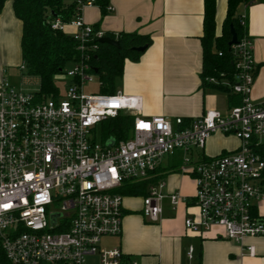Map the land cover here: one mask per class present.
I'll use <instances>...</instances> for the list:
<instances>
[{"label": "built area", "instance_id": "1", "mask_svg": "<svg viewBox=\"0 0 264 264\" xmlns=\"http://www.w3.org/2000/svg\"><path fill=\"white\" fill-rule=\"evenodd\" d=\"M74 4L68 23L50 22L55 31L72 29L79 53L63 73L65 90L39 99L38 91L0 82V264H138L118 248L101 247L104 238L121 234L124 197L118 191L149 180L176 152L183 155L179 173L195 184L197 215L184 220L186 231L205 235L219 228L241 246L246 237H264V218L253 214L264 201V96H250L256 64L247 33L230 47L234 81L223 75L205 80L226 87L239 103L225 113L205 111L185 125L181 118L143 117L139 97L84 93L96 81L89 60L105 33L81 17L94 0ZM120 115L132 118L128 138L109 147L101 124ZM216 134L234 137L238 148L199 158L195 152ZM163 190L161 181L147 189L141 213L148 223L160 220L165 199L173 208L182 201L179 193ZM245 250L255 256L253 247ZM193 253L189 247L186 258Z\"/></svg>", "mask_w": 264, "mask_h": 264}, {"label": "crops", "instance_id": "2", "mask_svg": "<svg viewBox=\"0 0 264 264\" xmlns=\"http://www.w3.org/2000/svg\"><path fill=\"white\" fill-rule=\"evenodd\" d=\"M108 5L112 10L104 16L96 6L84 8V23L97 26L103 33L137 34L151 39L137 62L125 61L117 83L125 95L139 97L143 117L190 121L205 111L225 113L232 106L226 94L201 87L203 0H109ZM226 9L227 0H215L217 35ZM238 14L245 16L256 64L250 96L259 101L264 96V0H255L248 7L241 5ZM21 30L9 0L0 13V82L5 79L4 67L21 65ZM238 145L234 137L216 134L206 142L208 151L204 148L195 154L199 158L214 157L233 152ZM182 156L176 152L163 159L151 177L160 176L163 193H179L182 201L177 207L165 199L160 220L148 223L141 213L142 204L134 207L130 201L134 197H124L121 234L106 238L107 243L101 242V247L118 248L125 258L138 264H264V237H246L241 246L224 239L219 228L205 235L186 231L184 220L195 218L197 209L193 202L194 181L178 171ZM254 213L260 216L258 207ZM248 246L253 247L254 257L247 255ZM189 247L194 251L192 260L186 258Z\"/></svg>", "mask_w": 264, "mask_h": 264}, {"label": "trees", "instance_id": "3", "mask_svg": "<svg viewBox=\"0 0 264 264\" xmlns=\"http://www.w3.org/2000/svg\"><path fill=\"white\" fill-rule=\"evenodd\" d=\"M9 0H0V13ZM14 17L21 22L20 53L24 73L39 81L38 98L54 96L59 93L55 78L61 76L67 65L79 59L76 43L67 32L55 31L50 28V22L59 19L68 23L74 16L75 4H67L66 0H10ZM204 1L203 35L200 39L202 50L201 87L203 90H214L226 94L229 103L235 106L239 103L237 96L230 93L226 87L207 83L206 78H223L234 81L233 56L228 46L231 40L230 27L233 28L237 40L246 33V25L240 24L238 9L253 4L251 0H227L226 15L221 25L220 34H216L215 0ZM109 0H94L102 16L109 13ZM246 24V22H245ZM97 30V26H93ZM105 37L116 40L119 48L106 44H98L95 53L90 57L91 72L98 85V93L112 95L123 74L125 61L137 62L142 53L133 49L151 44L148 36L137 34H109ZM220 54V55H219ZM96 71V72H94ZM185 125L189 121H183ZM132 118L120 115L104 121L101 124L103 139H113L115 142L128 138ZM264 159V149L259 151ZM157 171V170H156ZM154 172V174L156 173ZM159 175L147 181L127 183L118 192L123 197H141L147 195L150 185L158 183ZM253 214L255 215L254 211Z\"/></svg>", "mask_w": 264, "mask_h": 264}, {"label": "rangeland", "instance_id": "4", "mask_svg": "<svg viewBox=\"0 0 264 264\" xmlns=\"http://www.w3.org/2000/svg\"><path fill=\"white\" fill-rule=\"evenodd\" d=\"M70 68V65H67L65 70ZM4 77L5 79L14 86H21L27 92H37L39 90V81L37 78L27 76L23 71L19 70L17 67H4ZM68 79H66L65 75L62 74L59 77L55 78V85L60 89V92H63L67 86ZM116 90L120 91L119 87L116 86ZM98 85L94 80L92 83H88L84 87V93L86 95L97 94ZM121 94H124L120 91ZM125 95V94H124ZM101 130L97 129L95 132L97 141H101ZM208 151L207 147L205 148ZM166 158V157H165ZM164 158V159H165ZM140 198V199H137ZM143 199L141 197H134L131 201L132 206L139 207V204H142ZM258 207V211L261 217L264 218V201L258 202L256 204ZM57 208V206L55 207ZM107 243V239L104 238L102 240V245Z\"/></svg>", "mask_w": 264, "mask_h": 264}, {"label": "water", "instance_id": "5", "mask_svg": "<svg viewBox=\"0 0 264 264\" xmlns=\"http://www.w3.org/2000/svg\"><path fill=\"white\" fill-rule=\"evenodd\" d=\"M251 1H255V0H251ZM230 34H231V40L228 43L229 47H231L232 45H235L237 43V37H236V34H235V32H234L232 27H230ZM99 43L100 44L110 45V46L115 47V48H119V43L116 40H112V39H110L108 37L101 38L99 40ZM133 50L136 51V52L142 53V52H144L146 50V47L143 46V47H139V48H134ZM94 72H96V71H94ZM113 144H114V140L113 139H109L107 141V143H106V145L109 146V147L113 146ZM56 216L57 215H54L52 217V223L54 222Z\"/></svg>", "mask_w": 264, "mask_h": 264}]
</instances>
